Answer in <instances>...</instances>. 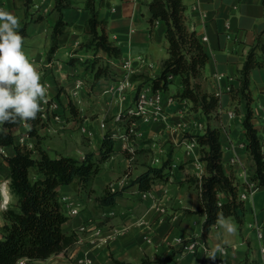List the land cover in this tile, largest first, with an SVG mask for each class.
Instances as JSON below:
<instances>
[{
	"label": "crops",
	"instance_id": "1",
	"mask_svg": "<svg viewBox=\"0 0 264 264\" xmlns=\"http://www.w3.org/2000/svg\"><path fill=\"white\" fill-rule=\"evenodd\" d=\"M73 1L75 8L64 10V20L70 24L67 41L51 57L48 53L57 20L56 0H33L29 15L26 0H0V8L18 16L21 27L30 22L23 47L30 52V61L37 66L41 83L48 89V103L43 106L46 124L39 128L41 146L51 156L71 157L74 150L83 158L85 148L99 150L96 143L104 134L115 133L113 156L95 179V187L99 194L107 187L114 192L123 190V194L116 206L100 207L98 196L81 191L79 183L62 186V197L72 199L80 207V214L68 216L62 227L65 234L75 235V241L60 254L26 264H77L85 257L91 264H264V186L251 180L253 161L247 151L244 128L246 103L233 101L230 94L232 86L239 87V71L257 35L264 30L263 0H184L187 26L196 31L209 56L202 87L209 93H220L221 116L208 119L192 110L194 104L190 100L176 99L175 95L182 91V78L172 76L170 89L160 92L159 119L138 117L132 124L137 131L135 140L127 139L117 118L134 107L141 80L132 81L133 86L124 93L116 88L121 77L93 83L94 74L82 62L93 58L94 53L77 51L85 39L84 27L90 12L85 8L86 0ZM151 1L121 0L115 4V0H106L103 6L101 0L97 1L100 17L107 21L110 40L122 50V58L110 62L119 76L125 62L133 58V75L157 78L169 57L165 22L157 21L153 27L149 22L147 4ZM205 36L207 41L203 40ZM137 57L144 61L136 60ZM73 58L78 59L74 64L70 63ZM260 60L264 62V56ZM76 90L82 101L79 105L72 97ZM251 90L254 125L264 151V68L252 70ZM70 102L79 109L78 116L71 113ZM209 125L221 129L224 170L239 183L240 194L247 187L255 192L243 200L245 209L239 211L242 224L228 218L236 226L234 234H227L217 224L204 242L205 216L195 213L203 207L200 193L188 180L207 174L206 163L200 160L197 136L204 134ZM28 130L23 124L20 126L15 144L34 150L39 157L38 140L26 135ZM15 152V146L1 150L0 181L10 179L3 155L13 156ZM170 153L172 170L167 182H160L147 192L133 185V179L149 166L161 167ZM222 199L226 200L227 195L222 194ZM16 202L15 198L10 206ZM4 212H0V231L6 223ZM106 238H110L108 242ZM191 240H200L207 250L200 247L195 252H183L181 244ZM217 244L226 252L217 251L213 262L207 253ZM170 256L173 259L166 262Z\"/></svg>",
	"mask_w": 264,
	"mask_h": 264
},
{
	"label": "trees",
	"instance_id": "2",
	"mask_svg": "<svg viewBox=\"0 0 264 264\" xmlns=\"http://www.w3.org/2000/svg\"><path fill=\"white\" fill-rule=\"evenodd\" d=\"M97 1L86 0L85 8L90 12V18L84 27L85 39L77 49L92 50L94 53L93 58L82 62L83 65L87 64V71L94 74V84L101 79L114 77L110 62L122 58L120 46L110 40L107 21L100 17ZM105 1L101 0L100 6H103ZM32 5L33 0H26L28 15ZM147 6L151 26L153 27L157 21H163L167 26L169 57L162 64L159 77L151 78L144 74L131 77L133 82L141 80L138 92L146 84H149L154 92H167L173 83L171 77H181L182 91L177 93L175 98L190 100L194 104L192 110L201 112L208 119L213 116L219 119L220 96L205 91L201 82L209 56L196 31L187 26L185 14L187 7L184 0H152ZM72 7L73 0H56L54 11L57 13V20L51 34L52 46L48 53L49 57L67 41V29L70 24L64 20V10ZM26 26L27 22L20 29L23 37L26 36ZM99 54L105 56L103 64L98 60ZM262 56L264 30L257 35L256 42L250 48L239 71V87L230 88L233 101L246 103L244 128L248 140L247 151L253 161L251 180L258 186H264V151L259 132L254 125L251 72L256 68H264V62L260 60ZM76 60L78 61L73 58L70 63L74 64ZM69 107L74 116L79 115V109L72 102L69 103ZM43 114L42 112L38 114L36 120L29 121L31 129L26 133L37 138L36 151L39 152V157H36L35 151L30 148L16 146V131L22 124H5L0 129V154L1 150L8 146H15L16 149L13 156L3 157L9 165L11 189L17 199L16 204L4 212L6 223L0 231V264H17L24 258L42 261L68 248L75 241V235L65 234L62 228L68 216L63 210L60 188L77 182L81 191L94 194L96 190L93 188V182L114 153L116 140L111 133L106 132L98 154L88 153L84 159L63 155L52 157L41 146L43 137L39 128L46 124ZM137 120L138 117L123 113L118 125L129 132L131 125ZM197 144L201 149L200 160L206 163L207 174L200 179L191 177L188 181L200 193L203 207L195 213L205 216L202 237L204 242H207L212 228L220 219L218 213L222 212L224 219L232 218L242 224L243 219L239 211H244L245 203L240 199L239 183L224 170L221 129L209 125L204 134L197 136ZM171 170L170 153L161 167L149 166L133 179V185H137L140 191H150L156 184L167 182ZM122 194L123 190L114 192L107 187L97 197L98 204L100 207H114ZM222 194L227 195L226 200L222 199ZM172 259L173 256H170L166 262Z\"/></svg>",
	"mask_w": 264,
	"mask_h": 264
},
{
	"label": "clouds",
	"instance_id": "3",
	"mask_svg": "<svg viewBox=\"0 0 264 264\" xmlns=\"http://www.w3.org/2000/svg\"><path fill=\"white\" fill-rule=\"evenodd\" d=\"M20 29V18L0 8V126L20 123L30 130L29 121L36 120L48 103V89L41 83L42 74L37 66L24 51ZM14 202L11 180L0 181V212L7 211ZM218 216L217 224L227 234H234L235 224L225 220L222 212ZM217 251H222L219 244L207 253V258L214 262Z\"/></svg>",
	"mask_w": 264,
	"mask_h": 264
},
{
	"label": "built area",
	"instance_id": "4",
	"mask_svg": "<svg viewBox=\"0 0 264 264\" xmlns=\"http://www.w3.org/2000/svg\"><path fill=\"white\" fill-rule=\"evenodd\" d=\"M204 41H207V37H203ZM136 60L144 61L141 57H137ZM134 61L133 58L128 59L123 68L124 72L122 74L121 79L117 83V90L120 93H124L126 90L131 88L133 86V83L131 81V77L133 76V67L132 62ZM78 90L72 92L73 100L77 105L81 104L82 101L79 99L78 96ZM216 95H220V93H217ZM136 100L134 102V107L131 108L126 114L129 116H135V117H146L152 120L159 119V115L162 112V109L159 105L160 100V92H154L150 87H143L136 95ZM264 113V109H263ZM44 115V114H43ZM120 119V116L117 118V120ZM132 128H134L132 126ZM83 129H85V125H83ZM135 129V128H134ZM134 129H131L132 131ZM112 136L115 138L117 135L115 133L112 134ZM264 142V141H263ZM255 192V189L252 187H247V189L240 194L241 200H246L250 195H253ZM63 210L67 216H76L80 214V207L72 200L67 197H62L61 199ZM261 236V235H260ZM110 238H106L105 242H108ZM200 247L207 250L204 246V244L200 240H191L190 242L182 243L181 248L183 249V252H195ZM222 252H226V250H223ZM262 252H264V248H262ZM27 261H31L27 258L19 260L20 264H26ZM18 264V263H17ZM77 264H91V260L88 257H85L83 259H80L77 261Z\"/></svg>",
	"mask_w": 264,
	"mask_h": 264
},
{
	"label": "rangeland",
	"instance_id": "5",
	"mask_svg": "<svg viewBox=\"0 0 264 264\" xmlns=\"http://www.w3.org/2000/svg\"><path fill=\"white\" fill-rule=\"evenodd\" d=\"M121 0H115V4H118L119 2H120ZM86 4V3H85ZM98 6V5H97ZM72 8H75V2L73 1V7ZM66 9H68V8H66ZM27 22V26H26V36H27V29H28V27L30 26V22L29 21H26ZM25 23V22H24ZM24 25V24H23ZM22 25V26H23ZM26 36H24V37H26ZM24 48V51H25V53H26V55H28V57H29V59H30V52H28L27 50H26V47H23ZM105 59V56H103L102 54H99V58H98V60H101L100 61V63H104V60ZM111 69H112V71H113V73L115 74L114 75V77H112L113 79H117V77H122V76H119V71L117 70V68L116 67H114V66H112L111 65ZM93 83H94V81H93ZM138 93V92H137ZM123 114V113H122ZM118 121L119 120H117V124H118ZM135 123V122H134ZM131 129H134V128H132V125H131ZM129 130V132L128 131H126V130H124L125 132V135H126V137H127V139H130V140H135V137H136V129H134L133 131L132 130ZM80 139V141H83V138L81 139V138H79ZM101 142H102V139L101 140H99V143H96L97 144V146L100 148V146H101ZM95 147V146H94ZM84 152H87L86 154L84 153V157L83 158H79L81 155H80V153H77L76 151H72V156L71 157H74V158H78V159H84L85 157H86V155L88 154V153H91V152H95V153H97V152H99V150H89V149H87V148H85V150H84ZM98 154V153H97ZM53 156H54V158L56 157L54 154H53ZM52 156V157H53ZM58 156H60V155H58ZM108 162V161H107ZM74 185H76V184H74ZM93 188L96 190V192L94 193V195L95 196H100L102 193H98V191H97V189H96V187H95V180H94V182H93ZM66 197V196H65ZM61 199H62V197H61ZM75 202V201H74ZM62 203V202H61ZM79 207V206H78Z\"/></svg>",
	"mask_w": 264,
	"mask_h": 264
}]
</instances>
